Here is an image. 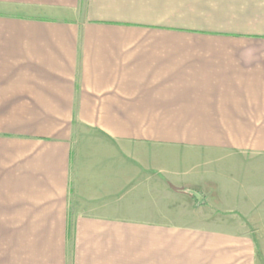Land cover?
Masks as SVG:
<instances>
[{"label":"crops","instance_id":"1","mask_svg":"<svg viewBox=\"0 0 264 264\" xmlns=\"http://www.w3.org/2000/svg\"><path fill=\"white\" fill-rule=\"evenodd\" d=\"M0 264H264V0H0Z\"/></svg>","mask_w":264,"mask_h":264},{"label":"rangeland","instance_id":"2","mask_svg":"<svg viewBox=\"0 0 264 264\" xmlns=\"http://www.w3.org/2000/svg\"><path fill=\"white\" fill-rule=\"evenodd\" d=\"M96 133L97 132L90 131L89 129H87L85 127H76L75 132H74V134H75L74 137L77 139L78 137L80 138V135L81 136H83V135H86V136L87 135H96ZM160 182H162V181L158 177H152L151 180L149 182H147V186H150L152 184L151 186H153V188L158 189V190L156 189V190L147 192V220H148L147 225H149V226L151 225L152 227H154L152 229H158V226L161 225L160 222H158L160 217L167 218V216L170 217V215H172V217H173V215H174L173 214L174 209L166 208L164 206V204H165L164 202L166 200L169 201V203L174 202L177 206L178 203H179V205H182L188 201L187 199H189V200L191 199L189 194L185 197L181 196V192H178L179 191L178 189H176V188L172 189L170 186L168 189L169 191L167 193V196L163 197V192H162V190H160L159 185H158ZM165 198H166V200H164ZM194 201L195 202H193V204H192V209H190V211H192V212L195 211V209H197V206H208L209 205L208 201H207V196H205L203 194L198 195ZM219 208L222 209L221 207H219ZM162 211H164V213L161 216ZM178 211L181 212V210H179V209H178ZM167 214H169V215H167ZM249 225H251V224H249Z\"/></svg>","mask_w":264,"mask_h":264}]
</instances>
